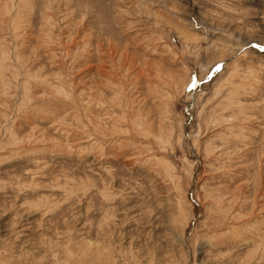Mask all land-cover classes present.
I'll use <instances>...</instances> for the list:
<instances>
[{"label":"rangeland","instance_id":"rangeland-1","mask_svg":"<svg viewBox=\"0 0 264 264\" xmlns=\"http://www.w3.org/2000/svg\"><path fill=\"white\" fill-rule=\"evenodd\" d=\"M0 264H264V0H0Z\"/></svg>","mask_w":264,"mask_h":264}]
</instances>
